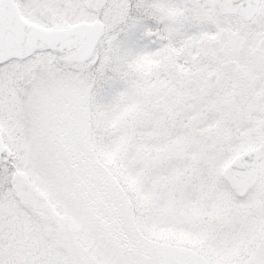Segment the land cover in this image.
<instances>
[{
  "label": "snow or ice",
  "instance_id": "6c2138e0",
  "mask_svg": "<svg viewBox=\"0 0 264 264\" xmlns=\"http://www.w3.org/2000/svg\"><path fill=\"white\" fill-rule=\"evenodd\" d=\"M0 264H264V0H0Z\"/></svg>",
  "mask_w": 264,
  "mask_h": 264
}]
</instances>
